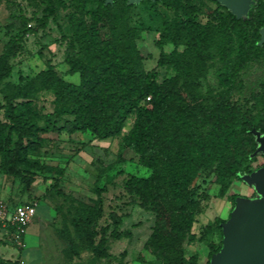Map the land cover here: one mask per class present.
<instances>
[{
  "label": "rangeland",
  "instance_id": "374dc122",
  "mask_svg": "<svg viewBox=\"0 0 264 264\" xmlns=\"http://www.w3.org/2000/svg\"><path fill=\"white\" fill-rule=\"evenodd\" d=\"M106 1L113 3L114 9L113 18L107 21L104 33L120 47L121 54L134 59L139 68L146 71L157 70L160 83L180 76L177 84H170L176 94L170 100V106L174 109L190 106L186 128L189 133L212 138L222 147L236 143L237 138L229 134L227 127L222 124L202 125V115L214 112L219 99L240 107L242 112L255 121L264 119V50H257L250 58L239 62L242 37L248 44H252L260 33L261 38L257 43H264V5H250L241 15H237L228 2L203 0V12L198 13L196 19L207 26V29L203 30L204 39L200 41L201 37L180 26L182 15L179 12L162 7L156 11L144 0ZM214 1L227 7L241 19L239 29L219 24L220 14L214 12L217 8ZM39 2L0 0V55L9 39L18 34L23 24L20 17L42 15ZM66 2L68 7L60 8L57 22L51 20L45 28H36L25 36L23 48L12 60V75L5 81L9 84L6 88L13 92L19 89L28 94L31 89L37 91L33 119L42 128L45 127L47 113L55 109L56 97L52 90L45 88L42 72L53 66L56 73L66 81L75 85L81 82L80 72L71 73L66 61L68 42L74 32L73 24L77 26L78 23L91 21L87 10L92 4L89 2L84 8L78 9L72 0ZM27 26L36 27V21L28 20ZM167 26L172 27L170 34L167 33ZM162 32L169 35V40L161 48L157 43ZM129 46H135L139 50L143 58L141 62L135 54H130L132 49ZM78 49L88 69L98 65V52L93 48L92 42L78 44ZM163 53L166 62L175 61V64L169 62L160 65ZM0 100L3 102L2 94ZM66 118L72 117L64 116ZM3 119L0 112V121ZM64 119L59 120V125L64 123ZM134 119L135 115L128 119L121 134L106 139L98 138L90 131L40 132V144L29 153V157L37 162L38 168H34L32 172L22 169L18 176H9L0 170V198L13 205L29 201L34 204L49 202L55 207L59 220L50 225V233L59 239L56 249L63 264H86L93 259L87 234L82 239L77 238L79 254L66 255L64 249L67 243L60 237L59 231L68 228L74 235L77 213L89 210L96 212L99 205L102 206V212L90 230L100 231L96 237V241H99L102 227H108L106 247L112 254V258H103L99 264H171V258L165 257L152 239L156 212L142 207L140 198L125 190L126 180L130 175L149 176L153 173V169L141 164L138 154L123 145L124 136L132 128ZM183 134V129L175 126L168 127L161 135L165 140L174 139L167 141L177 146ZM254 134L257 143L255 151L246 156L236 154L241 168L247 171L244 179L235 180L224 196L220 195L221 186L211 165L203 166L188 185L193 200L198 201V212L192 234L183 243L186 259L214 264L217 253L209 259V243L214 246L222 243L223 248L227 224L236 215L239 203L264 198L261 182L255 178L264 171V149L260 140V137L264 138V134ZM175 135L179 138L176 139ZM246 144L249 148L252 146L248 142ZM165 158L164 153L158 156L161 162ZM55 186L63 194L53 190ZM99 198L102 204H99ZM113 215L121 219L119 225H116ZM216 217L225 219L221 223L222 230L206 227ZM115 228L122 234L120 238L111 236ZM44 233V227L38 218L28 226V247H35V241L43 239ZM45 246H49L48 242ZM29 257V264H43L38 249Z\"/></svg>",
  "mask_w": 264,
  "mask_h": 264
},
{
  "label": "trees",
  "instance_id": "16d2710c",
  "mask_svg": "<svg viewBox=\"0 0 264 264\" xmlns=\"http://www.w3.org/2000/svg\"><path fill=\"white\" fill-rule=\"evenodd\" d=\"M42 6V15L27 18L20 17L23 24L18 34L12 36L5 44L0 55V112L3 120L0 121V170L9 176H18L22 169L32 172L38 168L37 162L30 157V151L36 150L40 144V132L67 130L74 132L90 131L96 137L106 139L118 136L124 130L128 119L135 115L132 128L124 136L123 145L133 150L140 156L141 164L153 169L149 176L130 175L125 184V190L136 195L141 200V206L151 208L156 212L153 241L158 250H162L165 257H170L171 264H202L198 260L186 259L183 247L184 241L190 238L191 230L198 212V201L193 200L188 185L199 174L205 165H211L220 183V195L224 196L235 180H243L246 170L241 168L236 154L248 155L254 152L257 146L254 133L264 134V119L255 121L240 110V107L226 100L219 99L214 112L203 114L202 125L222 124L227 127L229 134L237 138L232 146L222 147L212 138H204L198 133L187 131V117L190 106L182 109H174L170 106V100L176 96L170 84H177L180 76L160 83L159 72L155 69L146 71L139 68L134 59L126 58L119 50V46L106 37L104 28L107 21L113 18L114 4L106 0H72L76 8L82 9L87 3L92 7L87 10L91 21L73 24L74 32L68 42L66 61L70 65V72H80L81 82L78 85L70 83L60 77L53 66L42 72L45 88L55 93V109L47 113L45 127H40L33 119L34 99L37 91L31 89L28 93L21 89L15 92L8 90L5 81L12 75V60L17 57L23 48L25 36L34 32L36 28H45L50 21L57 22L60 8H67L66 0H39ZM156 11L160 7L166 10L179 12L182 17L180 26L184 30L195 33L204 39L203 30L207 26L197 21L198 13H202L203 0H144ZM215 13H219L221 26L239 29L241 19L232 13L227 7L218 2ZM262 4L264 0H252L253 6ZM221 10V11H220ZM28 20H35L36 27L27 26ZM173 26V23H171ZM170 34L172 27H166ZM162 32L158 46L163 47L169 40V35ZM105 36V37H104ZM261 38L258 33L257 40L252 44L241 38V54L239 62L247 60L260 49L264 50V43L258 45ZM92 42L93 48L98 52V65L88 69L84 64L78 44L84 45ZM130 54H135L141 60L142 55L135 46H129ZM164 53L159 64L175 61H165ZM7 85V86H6ZM149 98V99H148ZM217 111V113H216ZM64 116L72 118L64 119ZM64 123L59 125V120ZM183 129V136L177 146L163 139L164 130L168 127ZM178 139L179 136L175 135ZM174 139H170L172 141ZM246 142L252 144L249 146ZM226 149L227 151H224ZM160 153H164L165 159L158 160ZM53 190L63 194L57 187ZM102 204L101 199L98 200ZM10 203V202H9ZM34 204L32 202H25ZM22 203V204H25ZM12 206V203H10ZM36 204V203H35ZM18 205V204H17ZM102 206L96 212L91 210L80 211L75 217L74 235L69 229L59 231L60 237L66 241L64 249L66 255L79 254L77 238L82 239L88 235V246L93 253V259L86 264H99L103 258H112V254L106 247V232L108 227H102L101 238L96 241L100 231L90 230V227L99 218ZM116 225L121 219L113 215ZM225 219L216 217L211 228L222 230L221 223ZM1 228V225H0ZM114 238H120L122 234L115 228L111 232ZM130 236V234H127ZM80 241V240H79ZM209 259L218 253L222 243L214 246L209 243ZM0 264H19V261L0 260Z\"/></svg>",
  "mask_w": 264,
  "mask_h": 264
},
{
  "label": "water",
  "instance_id": "95a60500",
  "mask_svg": "<svg viewBox=\"0 0 264 264\" xmlns=\"http://www.w3.org/2000/svg\"><path fill=\"white\" fill-rule=\"evenodd\" d=\"M223 1L232 4L237 15L252 4V0ZM262 34L264 42V29ZM260 140L264 149V138ZM255 178L261 182L264 193V171ZM214 264H264V198L239 203L236 215L227 224L224 245L214 256Z\"/></svg>",
  "mask_w": 264,
  "mask_h": 264
},
{
  "label": "crops",
  "instance_id": "0c3cea01",
  "mask_svg": "<svg viewBox=\"0 0 264 264\" xmlns=\"http://www.w3.org/2000/svg\"><path fill=\"white\" fill-rule=\"evenodd\" d=\"M35 206V212L30 225L39 218V221H41L45 231L43 239L35 241V247H32L31 245L28 247L29 243L27 242L25 235V246L18 248L13 245L6 231L0 228V260H17L19 261V264H29L31 262L29 256L32 255L34 250L38 249V251H40V257L43 260V264H63L61 255L56 249L59 239H56L55 236L50 233V225L58 222L59 220L58 213L55 207L49 202H38ZM47 242L49 244L48 247L45 246L47 245Z\"/></svg>",
  "mask_w": 264,
  "mask_h": 264
},
{
  "label": "built area",
  "instance_id": "2783aa9c",
  "mask_svg": "<svg viewBox=\"0 0 264 264\" xmlns=\"http://www.w3.org/2000/svg\"><path fill=\"white\" fill-rule=\"evenodd\" d=\"M149 99V98H148ZM35 204L25 203L12 206L0 198V225L6 231L14 246H25V235L35 212Z\"/></svg>",
  "mask_w": 264,
  "mask_h": 264
}]
</instances>
